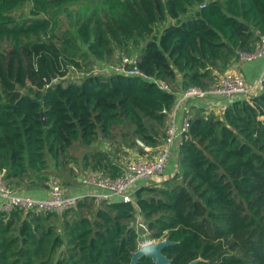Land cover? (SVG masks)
Returning <instances> with one entry per match:
<instances>
[{
	"label": "trees",
	"instance_id": "1",
	"mask_svg": "<svg viewBox=\"0 0 264 264\" xmlns=\"http://www.w3.org/2000/svg\"><path fill=\"white\" fill-rule=\"evenodd\" d=\"M23 1L0 0V173L27 195L77 145L110 178L123 168L93 142L153 155L176 90L216 84L264 33V0H85L72 10L76 0H27L69 11L62 29L48 16L11 15ZM121 54L169 90L110 67ZM224 99L220 111L185 104L173 175L132 183L131 200L0 209V264H128L140 245L136 215L149 238H168L171 264H264V76L247 97Z\"/></svg>",
	"mask_w": 264,
	"mask_h": 264
},
{
	"label": "built area",
	"instance_id": "2",
	"mask_svg": "<svg viewBox=\"0 0 264 264\" xmlns=\"http://www.w3.org/2000/svg\"><path fill=\"white\" fill-rule=\"evenodd\" d=\"M261 56L264 59V33L260 34L259 41L256 47L250 51H237V60H250L252 58ZM135 55L121 54L119 60L115 63L109 64L110 67L117 71H122L130 75H140L145 78L154 80L156 84L162 88L169 90V86L161 80L154 79L150 75L142 73L135 65ZM264 76V67L260 76L253 81H246L239 71L229 68L222 72L218 77L216 84L201 88L198 86H188L176 90L175 103L185 102L190 98L201 99L209 94L219 95L221 97H228L232 94L238 93L245 97L261 88V79ZM188 115L183 114L181 123L178 127L174 124L173 116H170L164 127V135L157 151L152 155L144 154L137 158L129 160L121 175L110 178L108 176H98L94 173L80 177V183L101 187L103 191H88L86 193H68L61 185L55 181H51L43 197H34L27 194L16 193L6 186L2 175L0 173V209L9 211L12 208L36 209V210H60L69 207L75 203L77 199L83 195H90L95 198L109 199L111 197H118L122 200L132 199V183L144 176H157L162 172L163 165L169 155V147L173 139L182 133L187 128ZM141 217L136 215L132 223L138 228L140 225L145 229ZM143 224H142V223Z\"/></svg>",
	"mask_w": 264,
	"mask_h": 264
},
{
	"label": "rangeland",
	"instance_id": "3",
	"mask_svg": "<svg viewBox=\"0 0 264 264\" xmlns=\"http://www.w3.org/2000/svg\"><path fill=\"white\" fill-rule=\"evenodd\" d=\"M83 2H85V0H76V1H70L67 2L65 5L69 6V8L74 9L75 7L78 6V4H82ZM63 7V6H62ZM61 7V8H62ZM69 11L67 10H62V9H58L57 7H52L50 9H47L46 11L43 10H38L35 9L31 6L30 2L27 0H24L21 4L13 7L10 10V14L13 15L16 18H25L28 16H48L51 19H56V24L57 27H60L59 29L64 28L66 25H68V21H70L71 18H69L68 13ZM171 21L172 19H166L165 21ZM6 45V44H4ZM112 59L111 62H116L114 58H110V60ZM86 68H90L95 70L96 67L95 66H89ZM74 74H77L76 71L73 72ZM103 144L110 148L109 152L112 155L113 159L118 162L122 168L125 167L126 163L129 160H132L133 158H135L133 155H131V152H134L133 149H131V151L129 152V150L126 153V155H123L120 153V148L115 149V147H117L118 145H120V143L116 144V143H110L109 140H103ZM92 147L94 149H98V147H100V142H93ZM74 149L71 150V153H73L75 156H73V158H69V157H64L65 162L63 164L60 165H54L53 161L50 160L49 164L47 166V169H49V171H43L42 174H46V177L48 179V184L51 181H55L57 183H59L60 185H67V187L70 184H74L76 181L79 182L80 177L86 176L88 175V173H94L97 174L98 176H107L106 174L101 172V169L98 167H94L92 166V160H88V158H82L83 157V151L84 149H86V147H83L81 145H77L75 147H73ZM121 154V155H120ZM123 155V156H122ZM81 164V165H79ZM158 176V175H157ZM157 176H144L142 177L144 180H148L150 181L151 179H154V177ZM175 181L174 179H171L169 182H173ZM49 187V185L47 186V188ZM62 187V186H61ZM103 199V198H96V200H94L92 203L93 206H97L98 203L100 202L99 200ZM142 219H140L141 221ZM143 222V221H142ZM141 222V223H142ZM140 226V222L138 223ZM143 224V223H142ZM139 228V227H138ZM139 235H138V242L139 244H142L144 242L147 241H155L157 239L160 238H149L147 236V231L145 229L142 228V231H138Z\"/></svg>",
	"mask_w": 264,
	"mask_h": 264
},
{
	"label": "crops",
	"instance_id": "4",
	"mask_svg": "<svg viewBox=\"0 0 264 264\" xmlns=\"http://www.w3.org/2000/svg\"><path fill=\"white\" fill-rule=\"evenodd\" d=\"M263 67H264V59L261 56L252 58L250 60H235L231 64V68L233 70L239 71L246 81H253L257 79L260 76ZM225 100L226 99H224V97H221L219 95L209 94L202 99L190 98V99H187L185 102L182 101L177 104L174 101L170 111L168 112V118L170 116H173L174 124L176 125V127H178L181 123V119L184 114L183 108L186 103L188 104V106L190 105L198 106L199 105L204 108H213L216 111H220V109L224 106L226 102ZM179 138H180L179 135H177L170 144L169 155L163 165L162 173L159 176L154 177V179H151L150 181L144 180L143 178L136 179L133 182L134 183L132 185L133 188L140 184L153 183L158 180L168 179L170 176L173 175L175 171V167H176L175 161H176L177 146L180 140ZM99 148L100 150H106V146L101 142H100ZM128 150L130 152L131 148H129ZM130 154L133 155L134 157L139 155L135 151L131 152ZM62 188H64L67 192H70L73 194L74 193L75 194L76 193H86L90 190L91 191L93 190L103 191L104 190L101 187L89 186V185L81 184L80 182H77V181L74 184L73 183L70 184L68 187L66 185H62ZM46 190H47V187H33V188H29L27 191L24 190L23 192L28 193L33 196L43 197L46 194Z\"/></svg>",
	"mask_w": 264,
	"mask_h": 264
},
{
	"label": "water",
	"instance_id": "5",
	"mask_svg": "<svg viewBox=\"0 0 264 264\" xmlns=\"http://www.w3.org/2000/svg\"><path fill=\"white\" fill-rule=\"evenodd\" d=\"M139 143L144 146L141 142ZM168 242V238L164 237L162 239L147 241L140 244L134 251H132L128 264H134L135 260L141 255L149 257L154 264H171L170 259L161 251L162 247ZM192 262L193 261H190L185 264H191Z\"/></svg>",
	"mask_w": 264,
	"mask_h": 264
}]
</instances>
